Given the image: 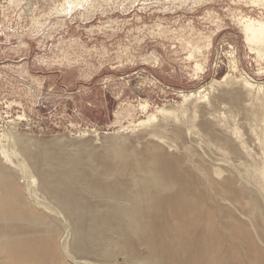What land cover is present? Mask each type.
<instances>
[{
    "label": "rangeland",
    "instance_id": "obj_1",
    "mask_svg": "<svg viewBox=\"0 0 264 264\" xmlns=\"http://www.w3.org/2000/svg\"><path fill=\"white\" fill-rule=\"evenodd\" d=\"M250 23L264 0H0V264H188L182 193L222 264H264Z\"/></svg>",
    "mask_w": 264,
    "mask_h": 264
},
{
    "label": "bare ground",
    "instance_id": "obj_2",
    "mask_svg": "<svg viewBox=\"0 0 264 264\" xmlns=\"http://www.w3.org/2000/svg\"><path fill=\"white\" fill-rule=\"evenodd\" d=\"M245 32L249 34L248 38L251 41H264V25L262 23H250V24L246 25L245 26ZM178 196H179L178 202L176 204L177 207L174 208L175 207L174 206L173 209L170 210L171 215L172 214L179 215V219L177 222L180 223L181 226H176V237L179 238L178 242L180 243V240H182V238L185 235L184 234V230H185L184 227L185 226L191 225L190 227H193V225H197L198 228L200 229V233H199L197 242H193L190 245L188 244L189 246H187V247H184V245H182V248L187 253V259H186L187 263L188 264H222L223 261L225 260V259L223 260L222 258H224L226 253L224 252L225 253L224 254L223 252H220L221 250L216 249L217 245H221V244H219L218 236H209L210 238H208V236H206L208 233L207 229H210V231L212 229V227L210 226L211 227L210 228L209 224H208V222H209L208 215H205V217H203V218H196L195 214L193 216L191 213H185L184 214L185 210H183V209H186L189 206L191 208V210H195V208L201 204L200 201L191 202L188 193H182L181 195H178ZM172 231L174 233L175 230H172ZM206 231H207V233H206ZM158 235H160V234H158ZM237 236L240 239H245V240L250 239L249 236H247L241 230H239L237 232ZM185 238H186V236H185ZM226 242H228V241H226ZM256 251H254L255 255L257 254ZM21 252L22 251L16 250L12 253L10 252L11 254L9 253V255L13 259L14 257H16V255H20ZM23 253H25V255H27V257L32 261L37 259V258H34L35 255L32 252L31 253L23 252ZM232 255L230 254V256H232V258H230V260H228V261H230L231 263L233 262L236 264H243L244 261H243L240 254L235 253ZM169 259L171 260V258H169ZM226 261H227V258H226L225 262ZM230 262H229V264H231ZM170 264H177V262L171 260Z\"/></svg>",
    "mask_w": 264,
    "mask_h": 264
}]
</instances>
